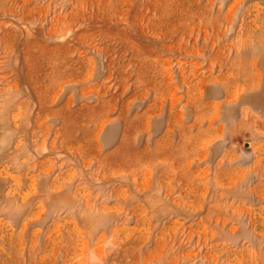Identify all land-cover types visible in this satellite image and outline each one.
<instances>
[{"label":"rangeland","instance_id":"obj_1","mask_svg":"<svg viewBox=\"0 0 264 264\" xmlns=\"http://www.w3.org/2000/svg\"><path fill=\"white\" fill-rule=\"evenodd\" d=\"M212 82L264 85V0H0V264H264V105L208 146Z\"/></svg>","mask_w":264,"mask_h":264},{"label":"crops","instance_id":"obj_2","mask_svg":"<svg viewBox=\"0 0 264 264\" xmlns=\"http://www.w3.org/2000/svg\"><path fill=\"white\" fill-rule=\"evenodd\" d=\"M211 89H217L219 90V94H217L216 97L212 96V94L208 92H203V98H212V101L214 102V105L216 107V113L214 114V117H212V120L210 121V124L208 127L210 128V137L208 141V146H212L216 142H219L220 140L224 139V132H221L217 136L212 134V124H215L216 127L225 130V132L229 131L231 127H236L244 124V116L243 112L244 110H248L250 115H252L254 118L249 121V127L254 128L255 127V118L257 117V113L264 105V85L263 82H261L258 86L255 88H252L249 90L248 88L240 86V90H238V93L232 98H228V93L226 92V86L225 84H216L213 83L210 84ZM210 88V87H209ZM261 106V107H260ZM236 109L235 116L233 118H230L227 115V110L229 108Z\"/></svg>","mask_w":264,"mask_h":264}]
</instances>
